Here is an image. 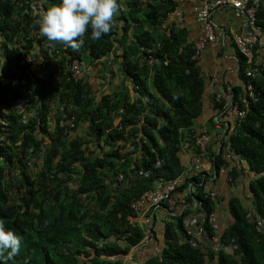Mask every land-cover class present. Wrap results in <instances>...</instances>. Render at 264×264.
I'll use <instances>...</instances> for the list:
<instances>
[{"label":"trees","instance_id":"1","mask_svg":"<svg viewBox=\"0 0 264 264\" xmlns=\"http://www.w3.org/2000/svg\"><path fill=\"white\" fill-rule=\"evenodd\" d=\"M60 3L46 0L44 7ZM117 3L121 16L112 31L94 40L89 27L76 50L23 40L39 28L31 9L24 0H0V220L22 237L19 254L11 260L5 254L0 264H124L146 238L137 220L142 210L133 203L182 176L186 185L173 197L184 198L187 208L169 214L166 244L146 264H264V62H256L258 72L247 76L249 65L239 53L243 85L227 94L232 107L246 112L241 122L223 120L232 107L218 95L213 105L221 119L199 126L207 82L197 48L185 29L164 26L177 2ZM261 8L258 25L264 32ZM121 30L137 50L117 55L135 101L129 90L112 89L100 97L93 91ZM23 42L42 59L33 73L21 62ZM74 60L85 64L78 80L71 69ZM249 82L257 100L249 96ZM18 100L28 101L27 106L19 107ZM205 129L212 138L205 156L217 171L214 178L203 171L193 176L189 169L188 157L200 153L196 141ZM129 146L132 153H122ZM224 172L233 177L227 181L233 194L241 183L251 196L246 204L237 189L228 203L229 221L215 229L210 217L227 198H213L207 188L223 182L217 177ZM188 217L198 218L205 229L197 247L191 244ZM213 238L236 248L214 251Z\"/></svg>","mask_w":264,"mask_h":264},{"label":"crops","instance_id":"2","mask_svg":"<svg viewBox=\"0 0 264 264\" xmlns=\"http://www.w3.org/2000/svg\"><path fill=\"white\" fill-rule=\"evenodd\" d=\"M202 4L203 2H177L176 10L170 13L165 20V29L169 28L173 24H177V26L185 29L187 40L198 48L200 43L205 42V29L197 18L198 9L199 7H202ZM261 9L263 10L264 15V5ZM120 16L119 12V15L116 16L115 19ZM212 18L216 26L217 42L215 44L206 42L204 48L200 49L199 56L197 58L198 66L200 67L207 82L206 91L203 97V113L197 121L199 126L206 125L212 119L216 120L221 117V113H217L213 105L215 96L227 94L228 92L232 93L235 88L243 85L242 78L240 76V54L233 41L234 34L244 33L241 25V17L235 9L227 7L214 12ZM122 36L123 31L121 30L116 36L117 43L115 51L104 59L100 67L101 76L99 75L100 78H98L97 81H93V91L97 93L98 97H100L101 95L112 93V89H115L116 92L122 93L129 90L130 95L132 94L133 101H135V94L132 93L133 83L128 77H124L121 74L120 59H118L117 55L122 54L124 50L129 51L131 54H135L137 50L128 39H123ZM256 58L257 62H264V32L261 33V37L256 48ZM92 77H94V75ZM58 109L59 107H57V105L53 106L54 112ZM223 120L226 122L233 120L231 123H234V119L230 114L226 115ZM117 121L119 123L120 119ZM87 126L88 125L84 128H80L79 133L81 134L82 131L86 130ZM224 133L225 131H223V134ZM118 145L123 146L122 143H119ZM89 146L93 150V143L91 141ZM218 150L220 151V147ZM122 153H132V148L129 146L128 149H122ZM228 157L229 156H226V158ZM107 172L108 171L106 170L105 173ZM203 172L213 178L217 176L214 164L209 161L205 162ZM217 178H219V180L223 179V182H218L216 187L213 188L210 186L207 189L215 193L216 198H227L224 207L219 206L220 209L218 213L215 214L219 228L220 224L223 223V220H226L227 222L229 221L228 219H230L228 203L232 198V195L234 196L235 194H238L236 192L237 189L239 192H242L240 197L244 200V202L248 200L245 199V197L249 198L251 194L250 191H246L247 189L241 187V183H239L240 188H237L233 194L232 191L234 188L227 184V181H232L233 177H231L228 172H224V174L219 173ZM180 198L181 197L178 194L174 197L176 202ZM163 207L165 206L154 208L147 204L141 209L142 211L139 213L137 220L145 229L146 238L139 247L133 250L130 256L126 257V259L124 258L125 260L123 259L124 264H146L150 258L161 253L166 244V225L164 221L167 220L168 216L176 215L178 213L177 209H179L178 205L176 208L172 205H169L167 209H164Z\"/></svg>","mask_w":264,"mask_h":264},{"label":"built area","instance_id":"3","mask_svg":"<svg viewBox=\"0 0 264 264\" xmlns=\"http://www.w3.org/2000/svg\"><path fill=\"white\" fill-rule=\"evenodd\" d=\"M175 2H193L199 3L203 2L202 7H199L197 12L198 21L203 25L205 29V42L200 43L197 48L198 58L200 49L204 48L205 43L215 44L217 42L216 38V26L213 21V14L219 9L232 7L237 11V13L241 17V25L244 30L243 34H234L233 41L237 47L238 52L243 55L249 65V71L247 76H254L255 73L258 72V69L255 68L256 55H255V47L258 46L262 29L258 25V12L261 8L264 0H172ZM24 4L29 7L31 10L29 11L30 18L34 19V24L39 27L37 23L40 18L37 13H43L46 11L44 4H46V0H24ZM28 8V9H29ZM28 9H25V13ZM22 40V38H21ZM23 40H43V46L47 47L48 41L46 37H43L40 34L39 28L32 29L31 34ZM38 43V42H36ZM27 46L26 42H23L20 47L23 51L22 53V64L29 66V73H33L34 67L40 66L42 64V59L38 58V51L34 50V48L25 49ZM56 48H51L50 51L54 52ZM45 50V49H44ZM150 62L153 63L154 59L150 58ZM71 69L73 72V78L78 80L84 76L85 73V64L80 60H74ZM247 91L249 92V96L252 99H256V95L254 93L255 88L252 83H248ZM225 99L227 106L230 108L233 105L232 96L229 94L219 95L218 99ZM18 106L23 107L27 106L28 101L26 100H18ZM230 115L234 119V124L237 122H241L246 117V112L242 111L238 108L237 105L232 107ZM218 120V119H216ZM145 124L144 120L140 122V126ZM218 129H222V125L218 123ZM212 138L208 134V131L205 129L203 133L197 138L196 147L200 151L199 154H194L193 156L188 157L189 169L192 172L193 176L198 175L201 171H203V166L207 160L205 156V152L209 147ZM229 156V155H228ZM186 185V177L182 176L166 185L159 186L157 189L147 192L144 194L140 200L134 202L132 207L136 210H141L145 205L149 204L154 208H159L164 204L168 203L169 205L179 206L180 212L177 214H181L186 208L187 204L184 198H180L177 202L173 197V194L178 190L179 187ZM208 195L211 197H215V193L208 191ZM196 203V202H195ZM200 220L196 217H188L185 219V224L189 230V235L192 236L191 244L194 247L198 246L201 238L204 234V226L199 224ZM215 229H218V224L216 218L214 216L210 217L209 221ZM193 228V229H192ZM221 248H225L226 250H231L236 247H228L221 244L218 238H213V250L219 251Z\"/></svg>","mask_w":264,"mask_h":264},{"label":"clouds","instance_id":"4","mask_svg":"<svg viewBox=\"0 0 264 264\" xmlns=\"http://www.w3.org/2000/svg\"><path fill=\"white\" fill-rule=\"evenodd\" d=\"M119 11L117 0H61L60 4L37 13L40 17L37 23L40 34L47 38L50 47L63 43L78 50L89 27L94 40L110 33ZM21 242L22 237L7 229L4 221L0 220V257L6 254L11 260L19 254Z\"/></svg>","mask_w":264,"mask_h":264},{"label":"rangeland","instance_id":"5","mask_svg":"<svg viewBox=\"0 0 264 264\" xmlns=\"http://www.w3.org/2000/svg\"><path fill=\"white\" fill-rule=\"evenodd\" d=\"M57 107H58V105H57ZM173 207L176 208V206H174V205H173ZM177 212L179 213L180 212V209H177Z\"/></svg>","mask_w":264,"mask_h":264}]
</instances>
